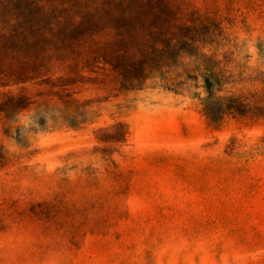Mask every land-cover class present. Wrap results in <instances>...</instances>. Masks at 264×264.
Here are the masks:
<instances>
[{
  "label": "rangeland",
  "instance_id": "374dc122",
  "mask_svg": "<svg viewBox=\"0 0 264 264\" xmlns=\"http://www.w3.org/2000/svg\"><path fill=\"white\" fill-rule=\"evenodd\" d=\"M155 8L190 48L139 86L76 47L0 87V264H264V0Z\"/></svg>",
  "mask_w": 264,
  "mask_h": 264
},
{
  "label": "trees",
  "instance_id": "16d2710c",
  "mask_svg": "<svg viewBox=\"0 0 264 264\" xmlns=\"http://www.w3.org/2000/svg\"><path fill=\"white\" fill-rule=\"evenodd\" d=\"M157 1L0 0V87L32 80L29 69L42 63L41 51L77 57L76 47L113 69L123 88L139 86L146 69H169L190 48V30L158 12ZM25 99L6 96L0 113L23 109Z\"/></svg>",
  "mask_w": 264,
  "mask_h": 264
}]
</instances>
